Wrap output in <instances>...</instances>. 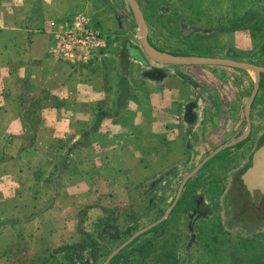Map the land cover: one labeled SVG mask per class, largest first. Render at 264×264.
Segmentation results:
<instances>
[{
    "label": "crops",
    "instance_id": "0c3cea01",
    "mask_svg": "<svg viewBox=\"0 0 264 264\" xmlns=\"http://www.w3.org/2000/svg\"><path fill=\"white\" fill-rule=\"evenodd\" d=\"M107 10L100 0H0V215L45 221L61 188L62 221L82 191L129 163L144 160L159 178L186 153L181 134L197 120L184 125L181 113L197 95L179 66H153L135 84L115 44L86 62L51 51V21L83 12L103 32Z\"/></svg>",
    "mask_w": 264,
    "mask_h": 264
},
{
    "label": "rangeland",
    "instance_id": "374dc122",
    "mask_svg": "<svg viewBox=\"0 0 264 264\" xmlns=\"http://www.w3.org/2000/svg\"><path fill=\"white\" fill-rule=\"evenodd\" d=\"M100 1L108 9L105 14L109 23L106 27L100 25L108 47L116 45L121 64L138 80L135 84H141L143 72L164 64L153 61L142 48L139 27L126 0ZM137 2L148 26V45L154 53L230 58L264 68V0ZM135 50L145 63L135 57ZM180 66L187 73L200 67ZM240 70L252 79L248 81L253 84L249 105L264 73L250 68ZM191 82L195 87L199 85L195 80ZM200 162L183 164L169 173L165 193L155 174L147 176L144 160L138 168L129 163L127 174L124 171L112 181L110 178L93 184L94 189L88 188L87 193H77L79 199L67 208L62 221L55 218L65 206L60 201L61 188L54 197L58 207H54L49 219H42L45 221L0 215V264H104L109 254L134 232L161 217L160 223L139 234L107 264H264V226L239 227L243 225L223 212V199L214 184L201 182L208 167L198 171L205 162L182 185L183 178Z\"/></svg>",
    "mask_w": 264,
    "mask_h": 264
},
{
    "label": "flooded vegetation",
    "instance_id": "af4514ba",
    "mask_svg": "<svg viewBox=\"0 0 264 264\" xmlns=\"http://www.w3.org/2000/svg\"><path fill=\"white\" fill-rule=\"evenodd\" d=\"M199 66L223 69L188 70L193 79L179 65L182 78L194 87L191 80L199 84L195 87L197 98L182 109L181 121L184 125L189 118L197 122L182 132L186 153L177 161V166L159 176L160 188L166 192L167 175L176 167L193 161L195 165L219 149L199 168L198 172L208 167L200 177L201 182L214 184L223 199V212L243 225L239 227L257 229L264 226V76L259 79L256 94L247 105L253 84L249 85L252 79L246 72L218 64ZM226 67L234 72L224 69Z\"/></svg>",
    "mask_w": 264,
    "mask_h": 264
},
{
    "label": "built area",
    "instance_id": "2783aa9c",
    "mask_svg": "<svg viewBox=\"0 0 264 264\" xmlns=\"http://www.w3.org/2000/svg\"><path fill=\"white\" fill-rule=\"evenodd\" d=\"M51 51L66 61H86L95 51L108 47L105 34L93 26L91 19L83 12L76 13L66 25L49 23Z\"/></svg>",
    "mask_w": 264,
    "mask_h": 264
},
{
    "label": "water",
    "instance_id": "95a60500",
    "mask_svg": "<svg viewBox=\"0 0 264 264\" xmlns=\"http://www.w3.org/2000/svg\"><path fill=\"white\" fill-rule=\"evenodd\" d=\"M132 13L135 16L136 23L139 27L138 35L140 36V43L142 45V48L144 49L145 53L149 58H151L153 61L161 64H172V65H204V64H218V65H225V66H231L235 68H240V69H257L261 70L264 73V68H258L255 65L249 64V63H243L239 62L230 58H220V57H209V56H175V55H163V54H157L154 53L147 41V36H148V26L147 23L144 19L143 12L137 2V0H126ZM135 57L139 60L143 61V57L139 54L137 50H135ZM145 63V62H144ZM215 153L212 152L211 154L207 155L196 167L193 169L191 172H189L182 181V185L188 180L190 176L193 175V173L205 162L207 161L213 154ZM180 191V190H179ZM179 191L176 196L178 198L179 196ZM175 198V200H176ZM174 204V202H173ZM173 204L166 210V213L169 212V210L172 208ZM163 217L155 220L151 224L137 230L134 232L127 240H125L122 244H120L118 247H116L107 257L106 261L104 264H107L113 256L118 253L123 247H125L128 243L133 241L139 234L145 232L146 230L150 229L151 227L157 225L162 221Z\"/></svg>",
    "mask_w": 264,
    "mask_h": 264
},
{
    "label": "trees",
    "instance_id": "16d2710c",
    "mask_svg": "<svg viewBox=\"0 0 264 264\" xmlns=\"http://www.w3.org/2000/svg\"><path fill=\"white\" fill-rule=\"evenodd\" d=\"M69 260L72 261V257L71 256H69ZM85 261H86V259H85ZM86 263H87V261L84 262L83 264H86ZM111 264H114V263H111Z\"/></svg>",
    "mask_w": 264,
    "mask_h": 264
}]
</instances>
